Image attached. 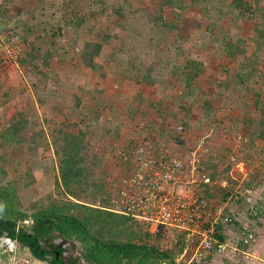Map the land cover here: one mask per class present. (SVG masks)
<instances>
[{"label": "rangeland", "instance_id": "1", "mask_svg": "<svg viewBox=\"0 0 264 264\" xmlns=\"http://www.w3.org/2000/svg\"><path fill=\"white\" fill-rule=\"evenodd\" d=\"M69 2L71 1L68 0L66 3L69 13L62 14L63 17L67 16L68 22L67 26L62 22V27L67 30L63 39L66 43L64 48L69 49L65 58L81 63L78 52L85 42L102 44L100 55L94 58L96 65L94 71L84 67V72L88 76H94L97 83H101L99 93L92 95L88 89L90 84L86 85L80 101L78 89L65 84L60 85L61 83L56 86L57 83L53 80L51 82L56 89L53 90L51 87L50 90L55 92L54 96H50V92L45 97L43 88H48L51 83L43 82L45 80L41 75L47 74V68L38 66L34 69L28 58L24 57L19 60L23 66L20 71L7 74V78L0 77V135L11 124L13 116H15L13 121L18 119V113L27 118V127L23 131L25 137L22 136L21 142H5L0 136V190L12 197L18 210L28 214L66 200L110 209V201L120 180L129 172V164L123 160L119 152L123 154L131 144L138 142L156 144L161 137L156 131H152L155 136L151 137L152 134H148L142 122L140 126L143 136L129 138L124 140L125 142L120 136L115 140L111 139L107 130H111L126 112L131 116V121H134L136 113L145 103L148 104L149 111H143L145 114H141L140 117L142 121L152 117V114L164 111L173 113L174 118L175 89L186 87L179 75L181 65L179 66L177 62L195 60L199 63L200 58L212 57L222 66L227 58L218 50L225 43L230 42L235 46L234 44L238 42L239 45L246 47L257 42L264 45V21L261 20L264 13L262 15L253 13V21L243 22L240 19L234 21L232 14H228L231 6L228 7L227 0H173L171 5L163 4V0ZM176 14L179 21L175 20ZM80 20L81 25H76ZM169 25H172L170 29ZM261 31L263 33H259ZM243 32L251 34L255 41L251 37L244 41L240 39ZM206 44H210L214 51L205 50ZM228 58L239 64V58ZM226 66L228 65L225 64L223 67ZM263 66L264 50L242 68L247 74L245 92L251 97L242 99L243 103L239 102L238 105L237 99L233 96L235 94L229 90L219 93L220 83L215 82L218 78L203 88L193 90L192 81L189 84L190 88L182 89L183 92L189 91L190 100L194 104L192 111L199 118L200 128L212 120L213 124H216L213 135L208 138L210 152L203 158L207 173L212 178L220 174L229 179V186L225 190L215 186H203L204 197L212 206L225 205L227 212H237L241 218H246L248 207L254 205L255 215L250 219L254 229V241L248 246L239 243L236 230L231 227L220 229L224 232L228 244L222 254L201 249L195 251L185 233L162 229L159 242L162 249L172 248L176 244L183 247L182 253L176 256V264L264 263V149L256 153L257 151L253 150L256 139H251L250 136L263 117L264 75L261 70ZM231 69L232 71H229L226 68L222 72L223 75L231 76L232 83L235 81L233 79L235 71ZM216 71V67L209 69L206 75L213 76L218 73ZM12 74L16 75L15 82L16 84L19 82L22 89L7 84V80H14L11 79ZM29 78L35 79L36 82L40 79L42 82L34 84L33 89V81L28 82ZM107 78H111L109 83H106ZM202 79L203 76L196 77L194 79L196 85L198 83L201 85L199 81ZM59 89L62 93H59ZM134 89H140L135 96ZM112 103H115L116 107L113 108ZM221 103L224 105L221 109L228 111L223 118L216 115ZM233 108L245 110L246 115L232 114ZM91 110H95L96 113L99 111L102 117L92 120L89 118ZM6 112H12L9 118L5 116ZM108 117L112 119L109 120ZM226 122L229 129L225 126ZM140 126L137 125L136 128L139 129ZM243 126L247 129L244 132L247 143L236 148L234 139L240 134ZM59 129L83 134L82 154L84 165L89 169V176L86 183L73 187L77 193L76 198H72L62 187L56 185L59 173L55 150L61 143V134L57 133ZM196 131L197 129L191 133L190 147L197 139L206 136V133ZM177 136V133H167L168 139L162 140L161 143L172 147L171 144L180 141ZM261 142L264 144V141ZM188 150V146L181 144L175 148L181 155ZM231 154L237 156L238 162L245 163L248 170L256 168L255 156H262L258 163L261 175L252 177L253 174L249 172L246 179L231 177L230 170L235 168L229 162ZM237 168L238 173L241 169ZM247 187L251 189V194L243 196V189ZM151 229L146 222L129 218L124 223L113 222L110 228L101 230L99 235L105 240L152 244L156 238ZM53 243L64 247L65 255L70 254L71 258L79 255L77 249L73 248L76 243L74 245L71 241L60 238H55Z\"/></svg>", "mask_w": 264, "mask_h": 264}, {"label": "trees", "instance_id": "2", "mask_svg": "<svg viewBox=\"0 0 264 264\" xmlns=\"http://www.w3.org/2000/svg\"><path fill=\"white\" fill-rule=\"evenodd\" d=\"M172 1L163 0V4L171 5ZM248 10L246 4L235 0L232 2L231 10H228V14H232L234 21L238 19L243 22L253 21L252 13L249 14ZM242 12L243 14H241ZM54 13L56 12L50 14L51 20L43 21L41 29L42 33L49 32L50 36L46 44L52 49L57 48V55L55 56L60 55V57L65 58L69 53V49H65L60 42H63L66 30L64 26H67L68 22L64 17L57 18ZM68 13L65 12L66 15ZM244 13H248L247 16H244ZM175 20L179 21L177 14ZM261 20L264 21V17ZM62 22L64 23L63 27ZM76 25H81V20ZM170 26L172 27V25H169L168 29H170ZM259 33H263V31ZM256 44L259 46V51L264 50V45L258 42ZM224 48L226 56L232 59L238 58L239 55H245L247 52L238 42L235 46L227 42L224 44ZM101 51V43L85 42L78 52L83 66L94 71L96 68L94 58L98 57ZM257 54L258 52L246 56L245 61L240 63V69L242 70L245 67L242 65H247ZM53 55L52 51L46 52L42 63L46 64L48 60L55 59ZM28 60L34 69L39 66L38 63L34 64L35 57ZM202 72L203 64L190 60V62H186L180 67L179 75L185 86H188ZM34 84H36V81L32 83V86ZM17 116L16 121H13L15 117L13 116L10 120L11 124L0 135L5 139V142L18 143L23 140L22 136L25 137L23 131L27 127V118L21 113H18ZM262 116V120L257 123V128L250 135L251 139L264 141V111ZM57 133L61 134V143L55 150L58 157L59 173L56 185L62 187L72 198H76L77 193L73 190V187L86 183L89 176V169L84 165L82 154L83 134L64 132L61 129ZM7 194V192L0 190V237L6 236L13 241H17L21 246L28 247L33 257L47 261L50 264H64L61 256L65 250L53 243L55 238L71 241L74 245L77 244L76 246L72 245L79 254L76 259L71 258L74 264L81 260L86 264H176V256L183 251V247L178 244L167 249L160 247L159 242L163 229L161 227L154 232L156 239L152 244L103 239L99 235L101 230L110 228V224L113 222L124 223L126 219L130 218L116 214L107 208L92 207L84 203L66 200L53 203L46 208L28 214L18 210L12 197ZM220 232L221 230L218 229L215 237L222 241L223 236Z\"/></svg>", "mask_w": 264, "mask_h": 264}, {"label": "built area", "instance_id": "3", "mask_svg": "<svg viewBox=\"0 0 264 264\" xmlns=\"http://www.w3.org/2000/svg\"><path fill=\"white\" fill-rule=\"evenodd\" d=\"M19 58L18 44L0 32V77L20 71ZM261 70L264 75V66ZM208 138L206 135L197 139L184 155L167 145L156 147L139 142L131 144L123 154L119 152L128 162L129 172L120 180L110 201V210L146 222L153 233L160 227L165 231L186 233L195 251L224 253L228 247L224 232H220L222 241L215 237L217 230L223 227L236 230L242 246L250 245L254 241L250 221L255 215L254 205L248 207L247 217L241 218L237 212H227L225 205L212 206L201 194L203 186L218 189L229 186L227 176L217 174L212 178L204 167L203 158L210 152ZM234 140L236 148L247 142L243 134H238ZM229 162L235 171L245 165L238 162L235 154L229 156ZM242 193L249 196L251 189L244 188ZM0 264L50 263L36 259L28 247L2 236Z\"/></svg>", "mask_w": 264, "mask_h": 264}, {"label": "crops", "instance_id": "4", "mask_svg": "<svg viewBox=\"0 0 264 264\" xmlns=\"http://www.w3.org/2000/svg\"><path fill=\"white\" fill-rule=\"evenodd\" d=\"M69 1L72 2V0H69ZM79 1L80 0H78V2ZM233 1L235 0H227L228 7L231 6ZM239 1L247 5V7L249 8L248 10L249 14L255 13L256 15H262V13L264 12V0H239ZM67 2L68 0H0V32L5 34L8 38L13 39L15 43L18 44L20 58L24 57V58L32 59L35 57L36 61L34 64L38 63L39 67L47 68V72H46L47 74L41 75V77L44 78L45 80L43 82H45L46 84H49V83L52 84L51 81L55 80V82L57 83L56 86H58V84L61 83L60 85L65 84L69 87L72 86V88L75 87L76 89H78V94H79V98L81 101L82 100V97H81L82 90L86 89V85L90 84L89 86L90 88L88 89L91 90V93L93 95L94 93L96 94L99 93V89H100L99 85H101V83L100 82L97 83V78H95L94 76H88L84 72L85 68L83 64L78 62L77 60L72 62L68 60L67 58L60 57V55L55 56L57 55L56 54L57 48L52 49L46 44V41L48 37L50 36L49 32H47L46 34L44 32L42 33V29H41V27H43L42 26L43 21L52 19L50 15L51 13L56 12L54 14L59 19L63 17L62 14L63 13L65 14V12H67L68 10L67 9L68 4H66ZM241 14H243V12ZM246 14L244 13V16H247ZM64 18L66 20L67 16ZM80 18H82V16H80ZM66 33H67V30H65L64 35ZM240 36H241L240 38H242L243 41L246 40L247 37L249 38L251 37V39L255 41V38H252V35L249 33L245 34L243 32L241 33ZM232 42L235 43V40H233ZM60 44L64 47L66 43L65 41H63V42H60ZM234 45H236V43ZM243 48L246 49L247 52L245 55L238 56L239 64L232 62V60L226 56L224 46L219 47V50H218L223 56H226L227 58L225 59L226 60L225 63L224 62L222 63V66L219 65L216 59H212V57H204V58L198 59V61L203 64V72L199 75V77L203 76V79L202 81H199L201 82V85L199 83L196 85L195 80H193L192 89L194 90L197 88H203L205 85H209V83L214 82L216 78H218V80L215 82L220 83V85L218 86L219 93L221 91L229 90V92L235 94L233 96L237 99V103H236L237 105L239 104V102L242 101V99H249L251 96L249 94L246 95V92H245L247 89L246 83H245L247 74H245L244 69L243 70L237 69V67L241 66L240 63H242L241 61H245L246 56H249L251 53H255V52L261 53L263 52V50H260V51L258 50L259 49L258 44H254L249 47H246V45H243ZM205 50H210L211 52L214 51L210 44H206ZM48 51H52L55 59L53 60L50 59L46 62V64H44L42 63V59L45 53ZM186 62H190V60L180 61V62H177V64H179V66L180 65L183 66L184 63ZM19 64H20V68L22 69L23 67L22 64L20 62ZM223 64L224 65L226 64L228 66L223 67L224 66ZM242 66H245V65H242ZM215 67L217 69L216 72H218L217 74L213 76L206 75L209 69H212ZM226 68L229 69V71H232L231 68H233L234 69L233 71H235V76H233V79H235V81L232 83H231V76L223 75L222 71H225ZM52 69H53V72H52ZM4 77L7 78L6 75H4ZM11 77H12L11 79H14L13 80L14 82L7 80V84L14 85V86L16 85L15 86L16 89L17 88L22 89L19 86L20 83L17 82L16 84L15 82L17 81L16 75L12 74ZM21 77L24 79L22 75ZM109 79L111 78H107L106 83H109ZM30 81L34 82L35 79L31 80L29 78L28 82ZM88 81H91V82L88 83ZM40 82L42 81L39 79L36 82V85L40 84ZM51 84H49L48 88H43V94H45V97H47L48 93L51 92L50 90L51 87L53 90L56 89V86H54L53 84H52L53 86H51ZM101 87H104V86H101ZM188 88H190V85L186 86L185 88L175 89V105L176 106H175V117L174 118H173V115H174L173 113L164 111L165 113L158 112L156 115L152 114V117L146 118L147 120L144 119L146 122L142 121L140 117H141V114H145L143 111L145 112L149 111L147 107L148 104L145 103L141 105L140 110L137 113L135 111L136 118H134V121H131L132 120L131 116L128 115V113L126 112L123 118L119 120L117 123H115L114 126L111 128V130L108 129L107 131H109L108 133H109L110 138L115 140L117 136H120L122 140L124 141L129 138L132 139V138H139L140 136H143L142 135L143 130H141V126H140L141 122L143 123L144 128L148 130V134L150 135L152 134L151 137L155 136V134H153L152 131H156L157 135H160L161 138L157 140L156 144L153 143V145H155L156 147L167 145L165 143H161L162 140L168 139L167 133H172V134L177 133L178 135L177 139H180V141L178 140L179 142L176 141V143L170 145L172 146V148H177L179 147L180 144L183 146L190 147V145L192 144L191 133L192 132L194 133L195 129H197L196 133L202 132L204 134L206 133L205 135L212 136L213 131L216 127V124H213L214 121L212 120L211 123L210 122L208 124L204 123L203 126H201L200 128V123L198 121L199 118H197L194 114V111H192V106L194 104L190 100L191 97H190V94H188L189 91L183 92L182 90V89H188ZM31 89L32 88H30V90ZM134 90H135L134 92V96H135L137 94V91H140V89L139 90L134 89ZM54 93H55L54 91L51 92L50 96H54ZM59 93H62L60 92V89H59ZM143 95H145V93H143ZM111 105L113 108L116 107L115 103H112ZM221 107H224L223 103H221L218 110H216V115H218V117L223 118L225 115L228 114V111L221 109ZM91 111L92 113L89 114V118L91 117L92 120L102 117V115L100 116L99 111H97V113L95 110H91ZM244 112L246 111L243 109L235 110L233 108L232 110V114L237 113L238 115H246ZM11 114L12 112L11 113L6 112L5 116L9 118ZM108 119L111 120L112 118L108 117ZM150 119H151V122H150ZM174 119H175V123H174ZM217 121H220V120L217 119ZM226 123L227 124L225 126H227V128L229 129L228 127L229 124L228 122ZM137 125L140 126L139 129L136 128ZM112 130L113 132H111ZM240 131H241L240 134L245 135L244 132H246L247 129H245V127L243 126V128L240 129ZM254 143H255V147L253 150H256L257 151L256 153H259L261 150L264 149V144L261 142V140L256 139ZM261 157L262 156L260 155L255 156V163H257V165H254V167H256L257 169L256 168H255L256 170L252 169V170H255V172H252L251 169L248 170L247 166L243 165L242 169L238 171V173L237 171H235L234 168H231L230 171L233 174L232 177L240 178L241 180L244 178L246 179L249 175V172L253 174L252 177L254 176L256 177L257 174L261 175V172L258 171V168H259L258 163ZM257 178H259V175ZM202 189H201V194H203Z\"/></svg>", "mask_w": 264, "mask_h": 264}, {"label": "flooded vegetation", "instance_id": "5", "mask_svg": "<svg viewBox=\"0 0 264 264\" xmlns=\"http://www.w3.org/2000/svg\"><path fill=\"white\" fill-rule=\"evenodd\" d=\"M61 248L64 249V247H61ZM70 256H71L70 254L69 255L68 254L65 255V253L62 254L61 258L63 259L64 264H74L72 261L73 259H71ZM76 257H78V255L75 257L73 256V258H75V259H76ZM76 264H86V263L83 260H81V261H77Z\"/></svg>", "mask_w": 264, "mask_h": 264}]
</instances>
